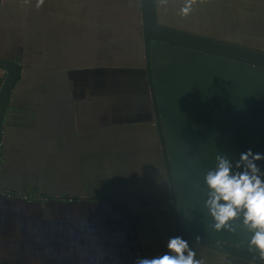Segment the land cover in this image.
<instances>
[{"label":"crops","instance_id":"0c3cea01","mask_svg":"<svg viewBox=\"0 0 264 264\" xmlns=\"http://www.w3.org/2000/svg\"><path fill=\"white\" fill-rule=\"evenodd\" d=\"M240 1L241 32L228 9L199 0L201 14L194 10L187 30L233 44L244 32L264 42V0ZM184 4L181 0L177 13ZM46 5L56 6L59 14L49 25L37 23L34 47L58 54L47 64L58 73L47 80L23 78L11 95L0 153V264H136L119 200L169 199L147 79L130 61L137 50L128 54L127 48L140 33L138 0H44ZM106 20L114 22L113 33L102 28ZM122 24L128 26L124 35L114 31ZM123 55L129 58L126 65H121ZM175 65V72L189 68L186 62ZM1 77L2 72L0 84ZM174 101L161 109L165 116L174 111ZM193 112L200 111L173 114L184 119ZM184 126L163 121L170 160L177 171L187 159L209 163L206 179L222 153L217 134L210 157L202 156L196 148L209 145L198 143L197 128ZM232 130L226 126L224 132ZM261 142L242 141L243 153L260 151ZM254 163L261 171L264 158ZM168 218L167 212V225Z\"/></svg>","mask_w":264,"mask_h":264},{"label":"water","instance_id":"95a60500","mask_svg":"<svg viewBox=\"0 0 264 264\" xmlns=\"http://www.w3.org/2000/svg\"><path fill=\"white\" fill-rule=\"evenodd\" d=\"M4 2L5 0H0V8ZM138 4L140 11L138 22L140 33H138V36L140 37L139 40H134L131 46L127 48H131V51L128 50V54L136 50L137 54L138 52L141 53V60L135 59L134 55H132L130 59L136 62V64H133L134 66L144 71L147 79V97L151 103L155 128L160 142V150L163 156L168 183L169 199L166 201H159L124 197L119 200L118 204L122 208V211L125 212L123 213L127 224L126 232L130 237L129 245L132 249V255L135 256L136 264L140 259H147L142 245L141 235L138 231L137 222L138 224L141 223L142 226H144L145 223L149 225V223L155 219L156 214L154 215V213L149 212L151 214L146 215V219H140L139 221L141 214L134 211L135 207L170 210L172 212L171 238L180 236L187 240L188 243L198 247L193 248V250L196 253L195 258L201 262L219 264L218 261L212 260L210 254L206 253L207 251L205 250H209L217 253L224 264H228L229 257L249 264H264V260L260 259L259 250H254L251 248L252 246L249 247L250 245L246 244L247 239L252 240L255 230H250V228L244 224L243 211H240L236 217L235 232L237 235L229 229V227L232 226L231 222L230 225H227L225 228L220 230L215 229L216 222L210 214L209 208L206 206V202L211 195V190L206 183L204 174L207 173L206 168L210 169V164L207 162H190V160L187 159V162L184 164L185 167L182 170H175L171 164L170 154L167 148L169 142L167 141L163 127V120L166 118L161 114V109L165 104H170L169 99L171 98H175L174 106L180 108L181 110H177L181 113L195 110L200 111L193 112L192 116L187 115L184 118L189 119V122L184 123L185 126L193 129L197 128L198 143H207L209 145H203L201 148L197 146V151L194 150L203 153L201 154L202 156L207 155V157H210V141L212 135L216 132L217 135L215 136L218 140L219 149L221 148L222 151L221 154H217V157H223L226 160L234 162V170H243L242 168L238 169L236 165L240 163V156L244 152V146H242L241 143L242 141L245 142V134L250 133L256 136L249 141L251 145L252 142L257 141V139H261L262 142H264V120L260 122V127L254 128L250 125V123L252 125L259 123L257 115L254 116L252 111L257 110L259 102L264 104V77L260 76V74L264 75V51L247 47L244 41H241L240 44H233L218 37L195 34L162 25L158 21V16L163 13L166 7H160L158 0H138ZM123 12H125V10ZM104 19H108V17L105 16ZM104 24L106 25L102 28H104L106 33H111L113 31L111 30L113 29L111 28L113 27L111 24H114V22L106 20ZM114 31L124 35V24ZM134 45L136 46L135 50L133 49ZM138 45H141V52L140 50L138 51ZM164 46L176 47L188 52H197L202 55L223 59L229 61L232 68L229 69L224 64L215 66L216 69H219V73H222L223 77L215 83L216 86L213 89L212 78L202 77L201 70V74H199L197 80H194V74L189 70L192 69L189 67L190 65L186 66L189 68L180 66L181 71H178L177 74L186 73V76H190L192 80L196 81V89L186 91L185 82H187V79H180L181 81L171 79L172 77L169 75L165 77L163 72L166 70V72L173 73L176 71L178 65L171 63L170 60L166 62V67L163 66L164 68H162L159 67V62H157L155 58L153 59V54L157 53L158 50L163 52ZM12 50H5L9 51V53L3 52L2 50L0 51V69L4 71V77L0 84V153L1 142L3 140L4 121L11 95L23 78L24 72V47L14 44ZM124 59L126 62H129V58L127 60L126 56L124 57L123 55L121 65H126ZM183 62L188 61L184 60ZM246 68H250L251 71ZM239 69L245 71L242 77ZM159 70H162L163 74H160V72H158ZM255 70L261 72L256 74ZM56 72L58 73V71ZM160 76L164 81L163 83ZM252 78H260L263 81L259 79L254 81ZM167 80H171V82L169 83ZM173 81L175 83H173ZM208 86L211 88V91L208 90ZM194 97L196 98L195 100ZM196 101L198 104H196ZM261 109L262 108H260V110ZM198 114H200L201 117H199ZM246 117L248 120L247 126H245V122L247 121H245ZM210 118L212 122L209 121ZM255 120L257 122H255ZM226 126L232 127L233 130L230 133H225ZM241 135L243 137L242 141L240 138ZM193 144H195V142H193ZM256 150L254 151L256 152ZM256 166L258 167L257 164ZM259 175L260 177L264 176V166H262ZM177 187L179 188L178 191ZM184 195L190 196L191 199L183 197ZM199 197H202L204 200H199ZM182 198L185 199V203H188L185 208L182 205L184 203ZM188 205L190 206L189 209H187ZM185 209H187V214L189 215H184L185 219L190 217L191 221H204L200 227L201 234L187 231L181 227L180 213ZM205 221L208 223L205 224ZM227 232H230L231 235ZM234 236L236 238H234ZM166 239H169V237H166ZM126 251V244H123L122 254L128 256ZM160 253V255H156V252H150V258H155L164 254L162 252ZM185 255H187V253H185ZM210 261H213V263Z\"/></svg>","mask_w":264,"mask_h":264},{"label":"trees","instance_id":"16d2710c","mask_svg":"<svg viewBox=\"0 0 264 264\" xmlns=\"http://www.w3.org/2000/svg\"><path fill=\"white\" fill-rule=\"evenodd\" d=\"M33 1L28 0V2L26 3L25 0H5V2L1 6L0 51L2 50L3 52L9 53V51H5V50L11 51L13 49L14 44L23 46L25 49L23 52V67H24L23 78L31 77L34 79L47 80L49 79L48 78L49 76H52V74L56 73L57 71V69L54 70L49 69V67H47V64L49 63L51 56H58V54L51 55V54H46L42 50L41 51L36 50L34 47V34L35 31L39 28L37 23L46 22V25H49L50 21L55 20L56 14L59 13L56 12V6L46 5V6L37 7V5H34ZM204 1H207L205 2L206 4H213V5L219 4L221 9H228L232 14V18H231L232 22L235 21L233 24L235 31L241 32L243 30L242 24L240 25L238 24V22L241 23L240 15L242 12L241 8H243V4L241 3L240 0H203V2ZM180 2L181 0H168L167 6L164 9L163 13H161L158 16V21L160 24L171 25L170 22L167 23L166 21L162 20V16L164 15L167 16L170 21L175 19L178 22V24L182 26H189L193 21L192 13L194 12V10L195 12L197 11V14H201L197 8L198 6V2H197L193 4L191 14L187 17H182L179 13H177L179 11ZM204 8H207V5L203 4L202 9L200 8L202 13H205ZM236 19L238 20V22ZM126 27L128 26H124V28ZM44 30L45 28L43 27L42 32H44ZM139 37L140 36L136 37L134 40L137 39L139 40ZM124 39L125 36H122V40ZM223 39L226 38L224 37ZM261 39L262 38H257V40H253L252 38H248L245 35V33L242 32V35L239 37V42L244 41L245 46L253 49H257L258 46H260L258 45V43L264 45V42H260ZM239 42L238 44H240ZM133 49L134 50L136 49L135 45L133 46ZM139 50L141 52V45L140 46L138 45V51ZM140 54L141 53L138 52V54H136L135 56V59L141 60ZM118 60H121V55L118 56ZM130 61L132 62V59ZM0 72H2L1 80H3L4 71L0 69ZM134 211L139 212L141 214V216L139 217V221L140 219L141 220L146 219L145 216L151 214L149 212L154 213V215L156 214L155 219L151 223H149V225L145 223V225L142 226L141 223L138 224L137 222L138 231L139 234L141 235V241L147 259H151L150 252L155 253L160 251L165 254L168 251L167 242L172 236L170 222L167 225L164 220L166 210L156 209V208L135 207ZM166 237H169V239H166ZM189 246L190 248H192V250L193 248H198L190 243ZM205 251H207L206 253L211 255L212 260L214 259L215 261H218L219 264H224L223 260H220L217 253L209 250H205ZM210 262L213 263V261ZM202 264H207V262H202ZM228 264H249V263L229 257Z\"/></svg>","mask_w":264,"mask_h":264},{"label":"clouds","instance_id":"9594fccd","mask_svg":"<svg viewBox=\"0 0 264 264\" xmlns=\"http://www.w3.org/2000/svg\"><path fill=\"white\" fill-rule=\"evenodd\" d=\"M25 2L27 3L28 0ZM197 2L198 0H185L180 15L189 16L193 4ZM43 3L44 0H37V7L42 6ZM167 3L168 0H158L160 7H166ZM262 158L264 157L253 154L250 150L242 153L240 163L236 167L243 170L233 172L231 163L218 156L216 169L209 171L206 176V183L211 190L206 206L216 222V230L225 228L229 221L243 211L244 224L250 230H255L251 246L259 250L260 259L264 260V180L261 179L260 170L254 163ZM167 249L165 254L151 259H140L137 264H202L195 258V251L183 237L170 238Z\"/></svg>","mask_w":264,"mask_h":264},{"label":"rangeland","instance_id":"374dc122","mask_svg":"<svg viewBox=\"0 0 264 264\" xmlns=\"http://www.w3.org/2000/svg\"><path fill=\"white\" fill-rule=\"evenodd\" d=\"M162 20L166 21L167 23H171L175 29H181L183 31H187L189 32L187 29H191V28H188L186 26H182L180 24H178V22L173 19L172 21L169 20V18L167 16H162ZM261 50V51H264L263 47L262 46H258L257 50ZM164 53L162 54L161 58V63H159V67H166V62L171 60L173 63L175 64H178V63H182L184 60L188 61L189 62V65L192 69H189L193 74H194V80H197V77L199 76V74H201V71H202V77H205V78H212V83H213V89L215 88V83L218 81V80H221L223 75L222 73H219V69H216L215 66H220L222 64L226 65L229 69L232 68V65L229 64V61H225L223 59H219V58H215V57H211V56H206V55H202V54H199V53H195V52H188V51H185V50H182V49H179V48H176V47H169V46H164ZM165 57V58H164ZM164 66V67H163ZM234 67V66H233ZM242 67V66H241ZM215 68V69H214ZM240 68V67H239ZM244 68V67H243ZM246 69H249L251 71L250 68H246ZM201 70V71H200ZM241 71V77L243 76V74L245 73V71L243 69H239ZM216 72V73H214ZM256 74H259L258 72H261V71H258V70H255ZM260 76H263L264 75H261ZM157 79V78H156ZM254 81L256 80H260V81H263L262 79L260 78H252ZM163 87V86H162ZM245 103V102H244ZM196 104H198V102L196 101ZM259 107H257V110H253V115L256 116L257 115V120H259V123L255 124V125H252L250 123V125L254 128L256 127H260L261 126V121H263L264 119V104L260 103L258 104ZM260 108H262L260 110ZM244 120V118H243ZM247 120V117L245 118V121ZM255 122H257L255 120ZM248 125V120L245 122V126ZM256 136L255 135H251L250 133L249 134H245L244 136V141L245 142H248L250 140H252L253 138H255ZM241 141L243 139L242 135H241ZM260 147H263L260 149V151L256 150V152L254 151L253 154H260L262 155V153L264 152V142H262L260 144ZM178 187H177V191H178ZM29 191V190H28ZM199 200L203 201L204 199L202 197H199ZM190 206L188 205V208L189 209ZM187 209L184 210V215H188L187 214ZM181 215V227L186 229L187 231H190V232H193V233H199L201 234V230H200V227H201V224L204 223L203 222H198V221H191V218H187L185 219L184 215H182V213H180ZM189 216V215H188ZM208 221V220H207ZM205 221V224H207L208 222ZM230 222L232 223V226L229 227V229H231L233 232H235V228H236V218L235 220H231L228 222V225H230ZM228 233V232H227ZM203 234V233H202ZM229 235L230 232L228 233ZM235 235L236 232H235ZM234 238H236L234 236ZM233 238V239H234ZM234 241V240H233ZM238 241V240H236ZM235 242V241H234ZM246 244H249L251 247V239H247L246 241ZM251 248H253L254 250H257V248H255L254 246H252ZM160 251L159 252H156V255H160Z\"/></svg>","mask_w":264,"mask_h":264},{"label":"flooded vegetation","instance_id":"af4514ba","mask_svg":"<svg viewBox=\"0 0 264 264\" xmlns=\"http://www.w3.org/2000/svg\"><path fill=\"white\" fill-rule=\"evenodd\" d=\"M193 22L194 21H192V23H191V25H193ZM191 25H189V26H186V27H192ZM164 52H162V51H160V50H158L157 51V53H155V54H153V59L155 58V60L157 61V62H159V63H161V60H162V58H161V56H162V54H163ZM165 58V57H164ZM170 61V60H169ZM186 61V60H185ZM171 63H173L172 61H170ZM186 63H188L189 64V62H186ZM175 64V63H174ZM186 66V65H185ZM190 67V66H189ZM178 71H181L180 69L178 70ZM158 72H160V74L162 73V70H159ZM178 72H174V73H172V74H167V75H169V76H171L172 78L171 79H176V80H178V81H181L182 79H187V82H185V90L187 91V90H190V89H196V81H194V80H192L191 79V77L190 76H186V73H180V74H177ZM163 74V73H162ZM166 73H164V75H165ZM177 74V75H176ZM160 78H161V76H160ZM181 79V80H180ZM161 80H162V78H161ZM164 81L162 80V83H163ZM167 82H171V80H167ZM173 83H175L174 81H173ZM173 106H174V104H173ZM175 108H172V109H174V111L176 112V113H181V112H179V110H181L180 108H176V106H174ZM177 109H179V110H177ZM174 111H171V110H169V112L168 111H166V113L168 114V116L166 115L165 116V114L163 113V111L161 110V114L163 115V116H165V118L167 119V121H168V124H169V127H171V126H181V125H184V123L185 122H189V119H181V118H178L177 116H176V114H173V113H175ZM164 121V120H163ZM183 128H185V126L183 127ZM168 139V142H169V138H167ZM169 144H170V142H169ZM169 146V145H168ZM168 148V147H167ZM168 151H169V154H170V149H168ZM170 157H171V155H170ZM172 159V158H171ZM171 164H172V166L174 167V165H173V162H171ZM183 197H185V198H189V199H191V197L190 196H188V195H184ZM182 200H183V207L185 208L186 207V205L188 204V203H185V199H183L182 198ZM180 202V201H179ZM164 210H166V212H165V222H166V217H167V212H168V214H169V220H168V224H169V222H170V225H171V231H172V212L170 211V210H167V209H164ZM181 213H182V215H184V211L182 212L181 211Z\"/></svg>","mask_w":264,"mask_h":264}]
</instances>
